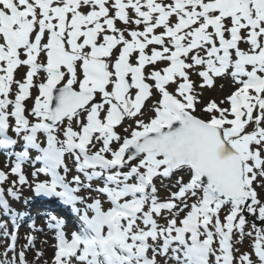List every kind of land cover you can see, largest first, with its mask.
Here are the masks:
<instances>
[{"label":"snow or ice","instance_id":"snow-or-ice-1","mask_svg":"<svg viewBox=\"0 0 264 264\" xmlns=\"http://www.w3.org/2000/svg\"><path fill=\"white\" fill-rule=\"evenodd\" d=\"M0 153V264H264V0H0Z\"/></svg>","mask_w":264,"mask_h":264},{"label":"rangeland","instance_id":"rangeland-1","mask_svg":"<svg viewBox=\"0 0 264 264\" xmlns=\"http://www.w3.org/2000/svg\"><path fill=\"white\" fill-rule=\"evenodd\" d=\"M224 94H226V92H221L220 90H219V88L217 87V89L216 90H213V91H210V92H207L205 95H206V97H220V96H222V95H224ZM163 190V189H162ZM166 193H165V191L163 190V194L161 195L162 197L165 195ZM248 230V228H246V231ZM247 239H250V240H252L251 238H245V241L247 240ZM249 240V242L246 244V246L247 245H251L252 244V242H253V240L252 241H250ZM249 245V246H250Z\"/></svg>","mask_w":264,"mask_h":264},{"label":"bare ground","instance_id":"bare-ground-1","mask_svg":"<svg viewBox=\"0 0 264 264\" xmlns=\"http://www.w3.org/2000/svg\"><path fill=\"white\" fill-rule=\"evenodd\" d=\"M47 250V248L45 249V251Z\"/></svg>","mask_w":264,"mask_h":264}]
</instances>
